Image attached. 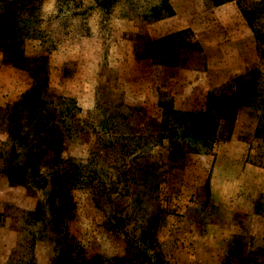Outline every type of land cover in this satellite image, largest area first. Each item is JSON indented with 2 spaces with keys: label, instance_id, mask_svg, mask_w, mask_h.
Segmentation results:
<instances>
[{
  "label": "rangeland",
  "instance_id": "rangeland-1",
  "mask_svg": "<svg viewBox=\"0 0 264 264\" xmlns=\"http://www.w3.org/2000/svg\"><path fill=\"white\" fill-rule=\"evenodd\" d=\"M168 3L171 17L146 24L159 0H0V29L26 16L15 8L35 7L37 37L22 52L45 66L33 84L0 52V264H143L138 251L154 264L249 253L264 264L256 114L220 122L206 157L184 153L188 143L171 155L160 138L201 123L206 94L264 76V58L234 1ZM184 30L197 48L180 49L173 67L152 63V42ZM52 129L57 143L40 151ZM11 166L20 185L4 174Z\"/></svg>",
  "mask_w": 264,
  "mask_h": 264
},
{
  "label": "trees",
  "instance_id": "trees-1",
  "mask_svg": "<svg viewBox=\"0 0 264 264\" xmlns=\"http://www.w3.org/2000/svg\"><path fill=\"white\" fill-rule=\"evenodd\" d=\"M169 1L159 0V4L151 9L150 15L143 18L144 22L150 24L171 17L173 11L168 3ZM229 1L235 2L245 26L252 35L256 51L264 58V0H210V3L216 7ZM15 10L17 14L20 11L26 12V16L23 19L16 16L13 26L0 29V52L3 55L10 56L14 67L27 73L33 84H41L45 70V66H43L41 61L44 58H26L22 52L24 41L37 37L32 29L29 31V25L38 22L32 16L35 7L25 9L18 7ZM187 34H190L189 31L184 30L153 41L151 44L153 46L152 63L173 67L177 63V53L180 49L197 48V43L193 37L190 36L186 41L179 39L181 36ZM48 103L49 105H53L52 102ZM41 104L46 105L45 103ZM240 109H248L256 114L257 123L254 129V138L264 140V76L260 69L251 70L231 80L217 90L206 94L204 111L202 112L203 121L201 123L179 129L164 128L162 131L163 135L160 138L165 139L171 147V151L169 152L171 155L176 154L181 149V145L185 144L186 147L188 143L191 151H184V153L186 152L188 155L209 156L218 124L222 121H234ZM59 115L65 117L63 111L59 112ZM52 134L59 135L60 133L55 129L50 130V136H45L39 141L45 145L43 149H41L42 147H38L40 151L45 152V149L57 143L58 137L51 136ZM18 138L22 140L21 137ZM33 150V147H31L28 149V152L32 153ZM11 173H13V176ZM4 174L10 183H15L16 185L22 183V176L18 175L17 167L15 170L12 169V166L6 167ZM14 179L17 180L12 181ZM115 192L119 193L120 191L117 190ZM63 196V199L68 203L66 195L64 194ZM256 251L261 252V249L258 248ZM142 254L143 252L138 251L133 256L143 257V260H141L143 264H154L151 261L152 259H148ZM252 257V254L249 253L232 260V263L255 264ZM119 261L120 259H115L111 264H119Z\"/></svg>",
  "mask_w": 264,
  "mask_h": 264
}]
</instances>
